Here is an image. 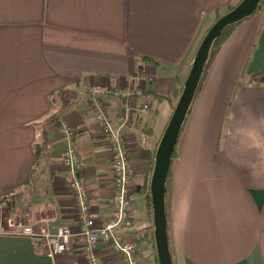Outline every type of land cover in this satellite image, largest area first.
<instances>
[{"label":"crops","instance_id":"1","mask_svg":"<svg viewBox=\"0 0 264 264\" xmlns=\"http://www.w3.org/2000/svg\"><path fill=\"white\" fill-rule=\"evenodd\" d=\"M241 1L0 0V199L16 196L0 206V229L21 221L36 231L55 224L77 230V198L58 161L66 142L50 115L75 129L94 216L110 213V140L97 127L89 94L96 84L131 83L143 96L109 93L102 101L116 127L129 105H151L139 122L147 143L129 125L123 129L134 166L129 198L146 217L121 232L135 238L145 264H155L146 201L157 145L203 38ZM262 72L264 3L206 66L179 137L167 200L174 264H264ZM23 188L30 189L19 193ZM74 242V252L51 258L29 237L0 233V264L74 262L82 254L80 238ZM98 255L123 264L111 242Z\"/></svg>","mask_w":264,"mask_h":264},{"label":"built area","instance_id":"2","mask_svg":"<svg viewBox=\"0 0 264 264\" xmlns=\"http://www.w3.org/2000/svg\"><path fill=\"white\" fill-rule=\"evenodd\" d=\"M113 90L122 97L144 94L142 89L131 83L123 86L103 83L91 88L90 101L95 111L97 127L104 136L109 138L111 146L113 174L111 197L115 208L112 215L99 220L94 216L89 203V184L80 174L83 167L82 157L73 142L75 129L68 120L62 118L59 120V128L66 142L63 154V165L66 168L64 180L77 198L75 203L77 230L70 225L55 224L51 229L42 228L36 231L31 224L10 221L9 228H1L0 233L29 237L34 240L36 248L44 249L51 258L58 254L74 252V240L78 236L81 243V258L67 264H105L100 260L98 250L102 243L109 242L113 250L123 256V264H145L135 238L121 232L122 229L132 226V203L129 194L134 176V166L129 157L123 129L132 120L129 113L132 116L134 110H137L139 115L148 114L150 107L147 102L139 108L132 107L128 114L124 113L119 117V126L116 127L109 118L102 101L103 95Z\"/></svg>","mask_w":264,"mask_h":264},{"label":"water","instance_id":"3","mask_svg":"<svg viewBox=\"0 0 264 264\" xmlns=\"http://www.w3.org/2000/svg\"><path fill=\"white\" fill-rule=\"evenodd\" d=\"M262 1L242 0L233 9L219 17L210 27L198 48L181 97L157 148L150 192L153 206L154 238L159 264H173L168 239L166 183L174 158V151L206 68L211 47L227 26L253 15Z\"/></svg>","mask_w":264,"mask_h":264},{"label":"rangeland","instance_id":"4","mask_svg":"<svg viewBox=\"0 0 264 264\" xmlns=\"http://www.w3.org/2000/svg\"><path fill=\"white\" fill-rule=\"evenodd\" d=\"M263 3H264V1H263ZM138 90V89H137ZM142 91H144V89H142ZM91 92V91H90ZM145 92V91H144ZM111 93H114V94H112V95H115V96H119L118 95V93H117V91L116 90H113ZM109 94V93H108ZM104 96V95H103ZM137 97H141V96H143V94H139V95H136ZM89 97H90V94H89ZM148 103L149 104V107H150V110H149V113H150V111H151V105H150V103H149V101L148 100H143V105H144V103ZM178 103V102H177ZM173 105H175V103L173 104ZM139 107H141V105L140 106H137L136 108H139ZM129 108H132L130 105H129ZM129 108H126V110L124 111V113H127L128 114V112H129ZM120 115L121 114H119V117H120ZM129 115H130V117L132 118V120L131 121H129L128 122V125H129V128L131 129H133V130H135V132H136V134H137V136L139 137V139H143V138H145L146 140H145V142L144 143H147V141L149 140V137H148V128H147V126H144V125H142V128H141V124L139 123L140 122V120L146 115V114H140L139 115V113L137 112V110L135 111L134 110V115H132L131 116V114L129 113ZM60 119H62V118H60V116H56V115H50V120L52 121V122H54L55 123V127L57 128V130L59 131V133H60V128H59V120ZM132 123V125H131V123ZM133 124H134V126H133ZM141 130H143V131H141ZM143 132V133H142ZM64 150L65 149H63V152H62V155H61V158L58 160V161H60V163L61 162H63V154H64ZM155 161V160H154ZM29 185V184H28ZM29 187V186H28ZM32 187H35V186H32ZM32 187H31V189H32ZM24 189V190H23ZM23 189H21V191L19 192V193H22V192H24L26 189H30V188H23ZM88 192H89V189H88ZM17 195V194H16ZM90 195V194H89ZM15 195H13V196H10V197H6V198H2V199H0V206H1V204L3 205H5L6 207L7 206H11V204H13L14 202H15ZM146 203H147V201H146ZM108 207L111 209L110 210V213L109 214H107V216L106 217H108V216H110V215H112V213L114 212V210H115V208H114V206H113V204H112V197H109V201H108ZM148 207V209H149V214L151 215H149V218H151V222H153V212H152V210H151V208L149 207V206H147ZM138 208V207H137ZM134 205H133V209H132V218H131V225H136V223L138 222V220L140 219V217H141V220L140 221H142V215H144V212H143V210H142V208H140L139 207V209H137ZM144 209V208H143ZM145 217L146 216H144L143 217V219H145Z\"/></svg>","mask_w":264,"mask_h":264},{"label":"trees","instance_id":"5","mask_svg":"<svg viewBox=\"0 0 264 264\" xmlns=\"http://www.w3.org/2000/svg\"><path fill=\"white\" fill-rule=\"evenodd\" d=\"M263 1H264V0H263ZM263 1L260 3L259 7L257 8V10H256L254 13H256L259 9H261V7L263 6ZM233 8H234V7H231L230 10L233 9ZM220 17H221V16H220ZM247 18H248V17H247ZM247 18H246V19H247ZM244 20H245V19H244ZM242 21H243V20H242ZM242 21H240V22H242ZM240 22H238V23H236V24H232V25L227 26V27L222 31L221 35L215 39V41H214V43H213V45H212V47H211L210 54H209V58H208V61H207L206 66H207L208 63L211 61V59L214 57V55H215L216 52L219 50V48L223 45V43H224V42L229 38V36L232 34V32H233L235 26H236L237 24H239ZM262 73H264V72H262ZM200 82H201V81H200ZM199 85H200V83H199ZM198 90H199V86H198V89H197L196 95H197V93H198ZM196 95H195V97H196ZM194 99H195V98H194ZM176 105H177V103H176L175 105H173V111H174ZM191 108H192V105H191V107H190V110H189V112H188V115H189V113H190V111H191ZM172 113H173V112H172ZM171 116H172V114H171ZM171 116H170V118H171ZM187 117H188V116H187ZM170 118H169V120H170ZM169 120H168V122H167V124H166V126H165V129H164V131H163V133H162V136H163V134H164V132H165V130H166V127H167V125H168V123H169ZM186 120H187V118H186ZM186 120H185V122H186ZM185 122H184V124H185ZM184 124H183V127H184ZM183 127H182V130H183ZM182 130H181V133H182ZM181 133H180V135H181ZM162 136H161V139H162ZM179 137H180V136H179ZM161 139H160V141H161ZM178 140H179V139H178ZM160 141H159V143H158V145H157V148H158V146H159V144H160ZM177 143H178V142H177ZM176 147H177V145H176ZM175 154H176V148H175V151H174V157H175ZM171 172H172V166L170 167L169 174H168V178H167V183H166V215H167V226H168V239H169V246H170V252H171V256H172V249H171L170 236H169V204H168V201H167V200H168V187H169V180H170V177H171ZM147 206H149V207L151 208L152 212H153V206H152V199H151V192H150V191H149V193H148V195H147ZM152 214H153V213H152ZM154 247H155V250H156L155 238H154ZM155 259H156V263H155V264H159V260H158V257H157V250H156V256H155ZM172 261H173V257H172ZM173 264H174V261H173Z\"/></svg>","mask_w":264,"mask_h":264}]
</instances>
